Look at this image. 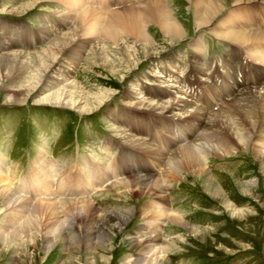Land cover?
Segmentation results:
<instances>
[{
    "label": "rangeland",
    "instance_id": "obj_1",
    "mask_svg": "<svg viewBox=\"0 0 264 264\" xmlns=\"http://www.w3.org/2000/svg\"><path fill=\"white\" fill-rule=\"evenodd\" d=\"M34 1L36 4L29 12L14 14L12 11L23 4H30ZM89 1L93 3L94 0ZM221 1L227 8L225 9V13L223 11L218 16L219 19L226 14L228 8H230V10L239 9L240 11L237 17L241 19L244 18L245 21L249 20L254 23H247L254 28H251L247 24H242L246 27V31L251 32L257 29L260 30L259 32H263L264 5L261 2L263 0L241 4L238 8L232 5L234 0ZM73 2L74 0H71L69 4L64 3L65 5H63L58 1L0 0V20L8 17V21L23 20L24 22L29 23L30 21L35 24L36 21L34 16L38 15L39 12H53L52 15L55 16V23H53L52 26L54 28L51 30L48 27L47 34L49 35L45 37V40L47 38L50 39V41H48L50 45L55 39V34L70 33L72 30L79 27L80 22L77 20L80 19L82 13L76 8H73ZM79 2L87 6H85V10L94 8L90 6L89 3L85 4L83 0H79ZM190 2L191 0H168V5L171 9L175 10L176 7H182L180 11H182L183 20L180 24L183 26V31L186 33L185 40H190V38L194 39L200 34L206 35L205 41L210 53L214 55V53L217 52L222 58L228 57L229 55L225 52L227 48L224 50L228 42H223V40L214 38L209 34L211 28H213V24L200 31L195 29L194 14L193 11H189ZM117 10H123V8ZM174 12L176 13V11ZM66 13L67 17L70 19V23L63 27V20H66ZM175 13H173L174 17H176ZM256 14L258 20H260V26H256L255 22H258L256 20ZM76 15L78 17H76ZM3 22L5 21L1 23ZM1 23L0 28H2ZM4 24H6L7 32L1 33L0 31V38H3L5 35H10L13 32L22 37L20 33L21 27L19 25L16 30H11L10 32L8 29L11 28L13 24ZM105 25L106 22H103L100 28L103 29ZM45 27L47 26L45 25ZM148 33H151L153 36L155 47L161 48V53L156 56V58L159 57L161 61L166 62L168 58L172 56L176 57V55L182 57L178 58L179 61L183 59L193 61L196 59L197 56L193 55L192 52L188 50L185 43L187 41L175 39L174 43L170 44L171 42L167 37L160 35L159 30L154 29V25L149 26ZM127 36L128 35L125 34L120 36L118 42L120 44L119 46L128 47L133 45L134 40ZM97 38L96 42L102 47H106V44L101 43L100 36ZM12 39L10 38L9 40L11 41ZM83 39V37L75 38L72 42V53H69V50H67V52L64 50L65 52L63 51L64 53L61 54V60L59 59L56 61L54 64L55 66H51L48 69L43 67L45 70H40L42 67L40 63L31 62L28 55H21L20 53L27 54L33 53L39 49L43 50L49 46L48 44L43 48H37L31 52L9 51V48H7L8 51H0V60H4L2 56L7 54L12 61H14L13 59H19L25 62L24 64L7 63L5 66H0V151H3V153H0V164H3L2 177L7 178V176L10 175L9 170L13 171L12 175H14V180L9 181L7 179L8 182L0 183V190L7 187V194H15L16 197L20 198V201L22 200L21 203L23 204H25V202L28 203L31 197H35V195L25 190L18 192V186H14L17 183L16 179L20 174L25 172L29 166L32 167L41 152L47 153L45 160L50 159L49 157L52 156L55 157L59 166L55 163L52 164H54L56 168L63 169L71 166L70 169H73H71L73 171L72 173H74L78 164L81 162H86L87 166L90 165L87 162H89L92 157L96 159V164H101L109 171L111 166H108L107 161L109 160V164L115 161V156L118 154V152L114 154L116 149H111L113 148L114 142L113 134L110 132L113 119H116V114L123 109L120 107H124V103L128 101L126 95L129 94V89L135 91V93H140L139 90L144 89L143 84L141 87H139L137 82L133 84L134 80L139 77L141 78L146 70H149L150 73L143 76L142 82H146V80L144 81L145 77H153L151 72L157 70V73H160L162 76L158 75L155 77H161V80H159L160 82L166 80L164 78L165 74L160 72V69L165 71L164 67L161 66L157 68L152 65L156 63V58L140 61L141 63L122 81L118 78L113 79L106 77L105 71L100 66H89L88 59L91 53L90 49L83 52L84 50L79 48V44L81 45L80 42ZM93 41L95 42V39H93ZM252 46L254 48H259V50L264 49V44H252ZM193 53L199 52L193 51ZM70 56H73L76 60H74V62H68L67 58ZM245 59L247 58L245 57ZM250 59L254 62L253 64L257 65V63H259L258 60L254 61L251 57ZM50 62L51 61L46 63L45 66L50 64ZM65 62L67 63L65 64ZM63 65L66 67L71 66L73 70L70 71L71 68H69V70L64 68L61 69L60 66ZM112 66L114 67V65ZM248 67L250 66L248 65ZM170 68L176 70L178 73L180 72V68H175V65L170 66ZM59 71L61 74H66V76L70 78L68 79L69 81L78 83V85L83 86L86 90L92 88L94 91L96 87H101L112 91L113 94L98 110L83 116L70 109L54 108L47 105H35L38 104L36 100L39 98L57 91L59 88L58 86L50 84L47 87L45 84L47 81H51V75H55ZM201 71L202 69L200 72ZM249 71L250 69L248 68L246 75L243 77L252 81L251 71ZM168 73H170V70ZM168 73L166 77L169 76ZM200 78L203 79L204 77ZM260 78L261 76H259L256 81L258 82ZM44 79L46 80L44 81ZM209 81L210 80L207 79L208 86L206 88L208 90V95L211 91ZM179 82L181 84L183 81L181 80ZM240 83L245 86H242L244 88L241 91L257 85L256 83L251 84L241 81ZM239 85L240 84L234 82L233 78L228 77L227 79L223 78L220 80L219 87L222 89L221 91H230L234 88H242ZM137 86L138 88H136ZM187 86L189 85L187 84ZM221 91L219 92L220 95H222ZM13 92L22 100V104L11 102L10 97ZM15 93L13 96H15ZM208 95H206V100H208ZM217 96L221 98L219 95ZM119 104H121V106L116 107ZM213 105L219 106L216 103ZM197 106L202 107L198 103ZM226 107L227 105L225 104V107L218 108V110L224 111ZM130 115H126L128 116V118L126 117V122L128 123H131L129 122ZM90 125L93 126L89 128ZM90 129L94 132V135L90 136L94 137L95 148L97 147L96 139H98L99 136L110 135V138L113 139L111 142H102L100 150L106 153L103 158L101 157L102 155H98L95 151L92 155H84L90 154L91 152V139H87L89 138L88 131H90ZM18 131L19 136L17 135L18 138H16L15 134ZM249 131H251L250 128ZM128 133H132L131 135H135L136 138L141 139L138 133L130 131H128ZM215 141H224L225 145L221 147L216 146L214 150H212L215 155H211L207 161L208 165L206 167L208 170L199 173L201 178L197 177L198 174L191 175L184 172V174L179 177L178 181L174 182L172 187L168 189L169 191L167 190L168 192L166 191L164 195L162 194L158 197L156 194H151L148 197L139 198L137 200L128 193L122 198L118 195V191L103 190L97 195L92 196L93 198L91 197L100 211L126 212L131 209L130 211L133 212L134 209H136L135 213H133V218L120 228H113V224L117 222L116 217H112L109 220V223H107V230L110 232L111 240L103 251H100V253L95 252L97 254H95L94 264L155 263H151L152 261L148 259L153 253L152 250H155V247L157 249L159 246H164L163 239L160 241L161 243H159V245L154 247H146L147 244L144 243L132 248L130 243L133 242V240L144 239L142 236L145 235L147 230L142 228L147 226V221L149 222V228L153 225H160V222L154 224L153 221H150L152 216L144 215V218H142L140 214L136 212L143 206L154 203L157 209L167 208L170 212L183 214L185 223L191 228L190 229L188 226V229H185L167 222L164 227L162 226L160 229H157V232L165 238V240H167L168 237L173 241L177 238L180 239V242H178L164 257L163 264H264V157L257 156V152L254 150L255 143L253 140L248 148L245 146L241 147L237 145L235 138L227 130H223L220 134L218 133ZM104 144L110 146V149L104 151ZM46 146L47 152L45 151ZM40 147L43 148L40 149ZM77 147H79V149ZM77 153L80 155L77 156ZM112 153L113 157L110 158ZM79 157H82V160H79ZM5 160L11 163L10 168ZM48 163L51 162L48 161ZM11 166L15 169L11 170ZM25 176H27V174ZM208 179L216 181H211L213 187L217 188L221 185L217 188L219 189V197L214 196V189L207 187L206 181ZM115 182L119 183L122 182V180L116 179ZM106 183L110 186V184L112 185L114 183V180L106 181ZM209 195L214 198L212 199ZM162 198H164L165 201H161ZM38 201L42 200L38 198ZM170 202L174 204L175 209L171 207L172 205L169 206ZM34 205L35 202L32 203V206ZM29 208H31V206ZM242 211H245L244 215L241 214L239 217L241 220H237L235 215ZM30 212V209L27 210L26 213L24 212V214H26L24 216L26 217H24L22 219L23 221L21 220L20 223L24 222L28 218L27 216H30ZM12 214L13 212L11 213L10 210L5 211L4 207H0V264H87L86 259L88 257H92L93 259L94 255L85 252L86 244L89 246V249L92 241L91 243L85 241L83 236H85L84 230L86 228L89 229L94 226V216L85 219L84 224L79 226V230L76 229L73 231L72 229V231L65 234L66 238L62 236L58 242H53L52 245H55L49 250L50 247L45 249L44 246L43 233L45 231L40 234V236L36 237L34 244L28 241L29 238L27 236L13 241L8 239L10 237L8 234L11 232L12 227L16 226L8 222ZM64 219L65 216L60 217L56 221H49L46 230H48V232H55V230L59 228L60 222ZM65 223L67 224V222ZM2 234L6 236L4 242L1 240ZM76 248L82 249L79 255L71 252H76Z\"/></svg>",
    "mask_w": 264,
    "mask_h": 264
},
{
    "label": "bare ground",
    "instance_id": "obj_2",
    "mask_svg": "<svg viewBox=\"0 0 264 264\" xmlns=\"http://www.w3.org/2000/svg\"><path fill=\"white\" fill-rule=\"evenodd\" d=\"M37 1H58L65 5L69 4L71 0ZM251 2L259 1L234 0L232 5L238 8L241 4H248ZM261 2L264 5V0ZM80 3L79 0H74L73 2V8H76L82 13L80 19L77 20L80 22L77 29L72 30L70 33L55 34L54 41L50 45L48 44L49 46L43 50L39 49L33 53L20 54L28 55L31 62L41 64L42 67L40 70H45L51 66H55V62L62 57L61 54L65 52L64 50H66V52L69 50L68 52L72 53L71 47L73 40L77 37H83L84 39L80 42L81 45L79 44V48L83 49V52L90 49L91 53L88 59L89 66H100L105 71L106 77L113 79L118 78L122 81L141 63L140 61L156 58V56L161 53V48L155 47V40L151 33H148L150 25H154V29L159 30L160 35L167 37L171 42L170 44H173L175 39L179 41L185 40L186 33L183 31V26L180 24L183 20V14H181L182 11H180L182 7H176L175 10H173L169 7L168 0H146L141 4H137V6L130 4V0H127L125 3L130 4L129 7H125L123 10H114L109 13H104L106 10L95 7L85 10L86 5ZM84 3L88 4L85 1ZM35 4V1L30 4H23L19 7L17 6L18 8L12 11L14 14H24L29 12ZM226 8L227 7L224 6L221 0H191L189 11H193L195 29L200 31L210 26ZM174 11H176V13ZM173 13L176 14V17H174ZM238 14L239 11L227 13L225 17L221 18L223 20L213 27L212 34L221 40L230 41L241 46H249L247 54L254 61L258 60L259 62L257 65L251 64L249 65L250 67H248L254 74L257 67L261 66L264 69V49L259 50V48H254L252 46V44H264V30L263 32H259L260 30L257 29L251 32L246 31V27L242 24H238L236 21ZM76 17L78 16L76 15ZM103 22H106V25L101 29L100 27ZM259 22L260 20L255 22L256 26H260L261 23L259 24ZM4 23L5 22L1 23V33L7 32L6 24ZM18 27V25L13 24L8 30L11 32V30H16ZM20 33L22 34L21 31ZM123 34L128 35L127 37L134 40L132 46H119V38ZM98 36L101 38V43L106 44V47H102L96 42ZM93 39H95V42ZM189 46L193 51L199 52V49L202 48V41L197 38L190 42ZM2 58L4 60H0V66H5L7 63H25L19 59H13L14 61H12L7 54L2 56ZM67 59L68 62H74V60H76L73 56ZM49 61H51L50 64L45 66ZM66 63L67 62H65V64ZM112 65H114V67ZM43 67H45V69H43ZM60 67L61 69L66 68L65 65ZM220 68L222 70H219L220 73L224 74L222 79L230 77L224 65ZM195 69L197 72L201 70L198 65H195ZM193 78L195 81L202 82V78L196 79L194 76ZM68 79L70 78L67 77L66 74H61L60 71L55 75H51V81H47L45 85L48 87L51 84L59 88L56 92L36 100L38 104L35 105H47L54 108L70 109L83 116L98 110L113 94L112 91L101 87H96L94 91L92 88L86 90L83 86L78 85V83L74 81H69ZM207 79V77L203 78V83L206 85L205 88H193L198 95L202 94L205 96L203 102H205L207 108L197 106L198 102L195 98L192 100L191 97L189 99L186 95L182 94L184 86L181 87V85L184 82H181V84L178 82L179 86L174 85V92H170L168 88L170 87L167 83L169 80H163L162 82L159 80L143 82V85L146 86H158L165 93H176L173 96H168L167 94L163 97L160 96L158 101L150 102L148 98L143 97L145 94L141 89L139 90L140 93H135V91L129 89V94L126 95L128 101L124 103V107L128 109V107L132 106V111H145L160 115L161 117L166 115L165 117H172V120L176 122L180 118L185 119L187 122H189V120L194 121L197 126L196 132L194 133L191 131V128H189L190 124L186 126L179 121L177 122L179 124L178 132L180 134L178 142L174 140L170 128L167 127L162 133L167 138V144L157 138L153 139L155 142H150L145 141L143 138H136L135 135H131L132 133L126 135L120 128L128 127V122H126V117L128 118V116L122 115L123 112L121 110L124 109H121L120 112L116 114V119H113V125L110 128V132L113 134L114 138L113 148L111 149H116V144L120 146V149L115 156V161H112L113 163L111 162L110 165H108L111 166L109 171L101 164H96V159L92 157V159L87 162L90 165L87 166L86 162H81L82 164H78V167L75 169L74 173H72L73 169H70L71 166L63 169L56 168L54 164L48 163V161L45 160L46 154L41 152L38 159L33 163L32 167L29 168L27 176L21 179L20 188L27 187L35 197L31 198L28 203L25 202V204H23L21 203L22 200L20 201V198L16 197L15 194H7V187L0 190V205L2 204L0 207H4L5 211L10 210L11 213L13 212L8 222L12 223L14 226L16 225L15 227L11 226L12 230L8 234V236H10L8 239L13 241L27 236L29 238L28 241L34 244L36 237L40 236V234L45 231L43 233L44 246L45 249L50 247V250L51 247L55 245H52L53 242H58L62 236L66 238L65 234L72 231V229L73 231L76 229L79 230V226L84 224L85 219L94 216V226L89 229L86 228L84 230L85 236H83L85 241L90 243L92 241L89 249V246L86 244L85 252L94 255L93 259L92 257H88L86 262L87 264H94L95 254H97L95 252L100 253V251H103L111 240L110 232L107 230V223H109V220L112 217H116L117 222L113 224V228H120L133 218V213H135L136 209H134L133 212L130 211L131 209L126 212L100 211L97 204L92 201L91 194L105 189L104 191H118V195L122 198L126 196V193L134 196L137 200L139 198L148 197L151 194H156L159 197L162 194L164 195V193L172 187L173 183L178 181L179 177H181L184 172L191 175L198 174L197 177L201 178L199 173L208 170L206 167L208 165L207 161L211 155H215L212 150H214L216 146L221 147L225 145L224 141H215L218 133L220 134L223 130H227L235 138L237 145L241 147L245 146L248 148L253 140L255 143L254 150L257 152V156L264 157V78L261 77L257 82V78L249 81L242 77L240 80L241 82L256 83L257 85L241 91L245 86L240 83L241 85L239 86L244 87L234 88L230 91L220 90L222 95H220L219 92L212 91H210L208 95V90L206 88L208 86ZM233 79L236 84H239L236 76L233 77ZM45 80L46 79H44V81ZM145 80H149L148 77H145L144 81ZM211 83L212 81L210 80L209 84ZM183 85L187 86L185 83ZM187 87L190 89L189 93H191L192 87L190 85ZM14 93L15 92H13L10 97L11 102L22 104V100L16 96V93L15 96H13ZM215 94L220 97L229 98L226 104L227 107L224 111H214L211 105L208 108V100H219V97ZM206 95H208V100H206ZM134 119L137 120V117L131 114L129 122H133ZM137 125L142 124L137 123ZM249 128L251 131H249ZM146 130L151 133L150 126H146ZM129 131L133 133L141 132L139 127H135ZM144 133H146L145 130ZM177 144L180 147L174 149ZM104 147V151L110 149V146L106 144H104ZM138 153H145L148 160L142 159V156ZM89 166L90 168H87ZM2 167L3 164L1 163L0 183H6L7 178L2 177ZM59 172L60 175L62 173L63 177L59 176ZM75 177H77V179H74ZM116 179L123 180L117 183L115 182ZM110 180H114V183L108 186L109 184L106 183V181ZM211 181L213 180L208 179L206 181L207 187L214 189V196L219 197V189L217 188L221 185L217 188L213 187ZM209 196L212 199L214 198L211 195ZM38 198L42 201H38ZM161 201H165V199L162 198ZM33 202H35L34 206H32ZM30 206L31 208H29ZM29 209L31 210L30 216H27L28 218L20 223V221L26 217L24 216L26 215L24 212L26 213ZM136 212L139 213L142 218H144V215L152 216L150 221H153L154 224L160 222V225H153L149 228V222L147 221V226L142 228L150 230L147 236H142L144 239L130 242L131 247L135 248L139 246V244L144 243L147 244L146 247H154L159 245V243H161L160 241L163 239L164 246H159L157 249L155 247V250H152L153 253L148 259L152 261L151 263L163 264L164 257L178 242H180V239L177 238L173 241L168 237V239L165 240V238L157 232V229H160L166 222L185 229H188L189 225L185 223L183 214L170 212L167 208L157 209L155 203L145 205ZM244 212L245 211L237 213L235 218L241 220L239 217L241 214L244 215ZM63 216H65V219L60 222L59 228L56 229L55 232H48V230H46L49 221H56ZM65 222H67V224ZM5 238L6 236L2 234L1 240L3 242ZM76 249V252H71L79 255L82 249Z\"/></svg>",
    "mask_w": 264,
    "mask_h": 264
}]
</instances>
